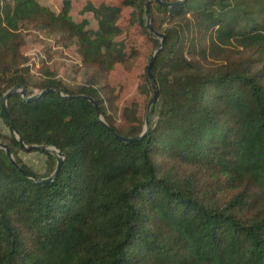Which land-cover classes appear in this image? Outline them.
I'll use <instances>...</instances> for the list:
<instances>
[{
  "label": "trees",
  "instance_id": "1",
  "mask_svg": "<svg viewBox=\"0 0 264 264\" xmlns=\"http://www.w3.org/2000/svg\"><path fill=\"white\" fill-rule=\"evenodd\" d=\"M82 12L96 17L95 34L65 10L0 0V119L8 131L0 143L41 179L55 158L32 150L46 156L43 175L22 163L1 108L17 85L33 95L27 69L19 70L23 26L75 41L93 74L75 89L48 74L38 88L92 98L117 135L142 133L153 97L147 65L159 40L145 27V0L88 1ZM148 12L164 40L142 139L118 140L86 100L8 98L23 143L54 147L64 160L52 181L36 183L0 150V264H264V0H151ZM146 45L136 95L119 114L116 88L100 81L116 66L129 72Z\"/></svg>",
  "mask_w": 264,
  "mask_h": 264
},
{
  "label": "rangeland",
  "instance_id": "2",
  "mask_svg": "<svg viewBox=\"0 0 264 264\" xmlns=\"http://www.w3.org/2000/svg\"><path fill=\"white\" fill-rule=\"evenodd\" d=\"M42 6L51 11H67L75 21L82 22L89 34H95L97 19L91 13H83L82 8L86 2L92 1L94 5L103 2L117 4L118 0H37ZM128 13V10H124ZM125 23V21H124ZM22 43L20 46L21 69H27L28 82L34 94L40 93L38 85L46 75L52 74L57 81L67 88L75 89L93 74L92 69L84 67L77 55L75 41L68 40L65 35L41 32L30 26H23L21 31ZM151 47L141 48V56L135 66L126 72L121 66H116L107 80L100 81V86L111 84L116 88L118 96L117 106L120 114L128 99L133 98L140 84V74L147 65ZM153 53V52H152ZM151 53V55H152ZM0 132L7 133V129L0 119ZM19 158L32 172L43 175L46 173V156L40 152L22 151Z\"/></svg>",
  "mask_w": 264,
  "mask_h": 264
},
{
  "label": "water",
  "instance_id": "3",
  "mask_svg": "<svg viewBox=\"0 0 264 264\" xmlns=\"http://www.w3.org/2000/svg\"><path fill=\"white\" fill-rule=\"evenodd\" d=\"M150 1L151 0H145V27L151 34H153L159 40V45L153 51V53H152V55L150 57L149 63L147 65V77H148V81L150 83V86H151V89H152V92H153V97H152L151 101L149 102V105L146 108V113H145V117H144V126H143L142 133L138 137H135V138H125V137H121V136L117 135L104 122L103 117L100 114V111H99L97 103L90 97L83 96V95H77V96H71L70 97V96L64 95L63 93H60L57 90H52V89L43 90V91H40V93H37V94L29 96L27 94V92H26L25 87L17 85L15 87L9 89L8 91H6V93L3 95L2 100H1V108H2V111H3V115H4V117L7 120V123L9 124L10 128L12 129V132H13L15 138L17 139L18 143L20 144V147L23 149V151L28 152V151H32V150H39L41 152H44V153H46L48 155L53 156L55 158V160H56V168H55L53 174L50 175L47 178L41 179V178H38V177L32 175L30 172L24 170L23 168L19 167V165L15 162V160H14V158H13L11 152H10L9 147L6 146L3 143H0V150H3L5 152L6 156L8 157L9 161L11 162V164H13L15 167H17L18 170L20 171V173L22 175H24L26 178H28V179L36 182V183H48V182L52 181L56 177V174H57V172H58V170H59V168H60V166H61V164H62V162L64 160V156L57 149H55L54 147H49V146H44V145L27 146V145H25L23 143V141L21 140V138H20V136H19V134H18V132H17V130L15 128V125L13 124L12 120L9 117L8 110H7V100L14 93H19L24 101L37 100V99L41 98L46 92H54V93L58 94L59 96H61L63 98H77V99L86 100L94 107V110H95V113H96V116H97V120L99 122H101L104 125V127L110 133H112L118 140H120L122 142L138 141V140L142 139L143 136L148 132L149 124H150L151 106H152L153 102L155 101V99L157 97V88H156V84H155V82H154V80H153V78L151 76V67H152V64H153V62L155 60L156 54L159 52L160 48L163 45V40H164V36L162 34L157 33L153 29V27L151 26L150 18H149V12H148V5H149ZM153 1L155 3H157L159 6L175 7L176 5L180 4L183 0H179V1H175V2H164L162 0H153Z\"/></svg>",
  "mask_w": 264,
  "mask_h": 264
}]
</instances>
